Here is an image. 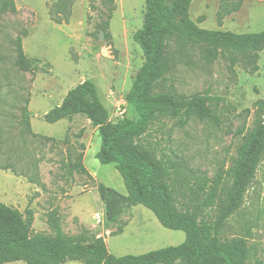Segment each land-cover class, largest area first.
Here are the masks:
<instances>
[{
  "label": "rangeland",
  "instance_id": "rangeland-1",
  "mask_svg": "<svg viewBox=\"0 0 264 264\" xmlns=\"http://www.w3.org/2000/svg\"><path fill=\"white\" fill-rule=\"evenodd\" d=\"M174 2L169 0L168 5ZM14 3L17 13L0 17V202L21 213L32 210L31 235L54 236L57 225L67 237H101L115 257L182 244L183 232L163 228L143 206L125 208L115 220H107L98 187L122 195L126 190L114 165L96 159L100 147L96 129L81 115L53 124L43 119L84 80L95 85L110 121L136 118L125 95L144 62L133 39L143 23L144 0H114L110 40L100 30L108 18V0H74L68 21L62 25L48 16L53 0ZM237 4L239 8L226 15L219 27L220 6L225 11ZM189 15L203 29L236 34L264 30V0H193ZM24 31L22 47L33 73L14 65L13 41ZM184 53L159 88H173L178 95L206 96L213 117H191L183 125L176 119L159 118L143 137V143L171 167L170 184L179 207L201 202L208 191L202 188L203 182L209 185L218 174L229 171L242 137L252 126L255 103L264 101V51L259 55V70L252 76L238 67L231 70L222 57L205 63L197 48ZM122 98L125 104L118 107ZM24 106L31 130L23 134ZM81 154L80 162L92 176L69 172L68 165ZM237 236L246 238L251 249L247 264L264 259V160L220 239Z\"/></svg>",
  "mask_w": 264,
  "mask_h": 264
},
{
  "label": "trees",
  "instance_id": "trees-1",
  "mask_svg": "<svg viewBox=\"0 0 264 264\" xmlns=\"http://www.w3.org/2000/svg\"><path fill=\"white\" fill-rule=\"evenodd\" d=\"M192 1L175 0L168 5L169 0H144L143 23L133 37L144 62L125 95L136 118L123 117L117 122L110 121L108 111L90 80H84L70 89L61 104L43 117L45 122L53 124L81 115L96 129L100 138L96 159L103 165H114L126 190V195H122L102 185L98 187L107 220H115L125 208L143 206L152 212L163 228L183 232L184 242L137 256L115 257L108 252L101 237H67L57 225L54 236L31 235L32 210L26 209L21 213L0 202V264L248 263L251 249L246 244V238L237 236L222 241L220 234L226 222L240 210L264 160V101H256L252 126L242 137L229 171L224 176L218 174L209 185L204 181L202 188L208 187V191L204 190V199L196 204L178 206L170 184L171 167L143 143V137L159 118L176 119L183 125L191 117H213L206 96L178 95L173 88L166 91L159 88L172 68L180 63L187 48L199 49L207 64L222 57L231 70L238 67L251 76L259 70V55L264 51V30L236 34L200 28L189 15ZM73 2L53 0L48 10L50 20L56 25L66 23ZM108 4V18L100 27L105 40H110L109 19L114 11V0H108ZM238 8L239 4L221 11L220 6L216 13L217 25L222 26L223 18ZM9 13H17L14 0H0V17ZM26 36L24 31L13 41L14 65L21 71L33 73L22 47V39ZM20 125L23 134L30 133L26 106L21 109ZM82 159L81 154L77 162L68 165L69 172L89 176L80 162ZM256 264H264V259Z\"/></svg>",
  "mask_w": 264,
  "mask_h": 264
},
{
  "label": "built area",
  "instance_id": "built-area-1",
  "mask_svg": "<svg viewBox=\"0 0 264 264\" xmlns=\"http://www.w3.org/2000/svg\"><path fill=\"white\" fill-rule=\"evenodd\" d=\"M125 104V99H120L119 103H118V107L123 106Z\"/></svg>",
  "mask_w": 264,
  "mask_h": 264
},
{
  "label": "crops",
  "instance_id": "crops-1",
  "mask_svg": "<svg viewBox=\"0 0 264 264\" xmlns=\"http://www.w3.org/2000/svg\"><path fill=\"white\" fill-rule=\"evenodd\" d=\"M74 117H75V116H74ZM74 117H73V118H74ZM73 118H72V119H73ZM66 121L69 122V120H66ZM88 121H89V120H88ZM89 122H90V121H89ZM90 124H91V123H90ZM86 171H87V170H86ZM87 172H88V171H87ZM89 174L92 176V174H91L90 172H89Z\"/></svg>",
  "mask_w": 264,
  "mask_h": 264
}]
</instances>
